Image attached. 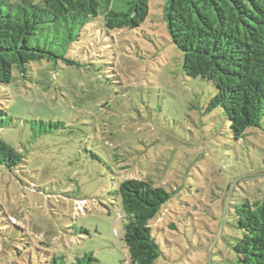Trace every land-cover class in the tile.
I'll use <instances>...</instances> for the list:
<instances>
[{
  "label": "rangeland",
  "instance_id": "1",
  "mask_svg": "<svg viewBox=\"0 0 264 264\" xmlns=\"http://www.w3.org/2000/svg\"><path fill=\"white\" fill-rule=\"evenodd\" d=\"M149 6L137 28L96 24L73 53L80 66L34 62L28 78L0 84L13 117L0 134L25 155L14 171L0 166V264H49L45 250L129 264L125 211L110 192L131 176L172 195L152 221L156 264L237 263L235 206L264 192V129L234 136L224 110L209 109L213 82L185 74L165 0ZM39 119L64 125L35 136Z\"/></svg>",
  "mask_w": 264,
  "mask_h": 264
},
{
  "label": "trees",
  "instance_id": "2",
  "mask_svg": "<svg viewBox=\"0 0 264 264\" xmlns=\"http://www.w3.org/2000/svg\"><path fill=\"white\" fill-rule=\"evenodd\" d=\"M149 1L0 0V84H11L16 73L28 78L34 62L80 66L73 53L97 30L96 24L107 30L137 28L150 13ZM163 16L172 42L183 52L185 74L215 86L209 109L224 110L236 138L249 128L264 129V0H165ZM12 122V115L0 107V129ZM36 124L42 130L35 129ZM60 125L64 122L39 119L32 128L39 136ZM24 162L25 155L0 134V166L14 171ZM116 181L110 193L125 211L128 263L156 264L163 250L152 221L172 195L148 178ZM241 201L232 223L241 232L232 244L236 264H264V192L260 200ZM78 202V208L86 205L83 199ZM2 231L0 254L8 255ZM22 235L29 241L24 231ZM35 248L42 250L36 244ZM45 251L49 264H59L58 258L61 264L99 262L92 252L76 254L67 262L65 255L54 253L51 258L53 251Z\"/></svg>",
  "mask_w": 264,
  "mask_h": 264
},
{
  "label": "built area",
  "instance_id": "3",
  "mask_svg": "<svg viewBox=\"0 0 264 264\" xmlns=\"http://www.w3.org/2000/svg\"><path fill=\"white\" fill-rule=\"evenodd\" d=\"M115 233H116V234L118 233L117 230H115Z\"/></svg>",
  "mask_w": 264,
  "mask_h": 264
}]
</instances>
